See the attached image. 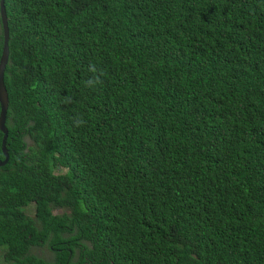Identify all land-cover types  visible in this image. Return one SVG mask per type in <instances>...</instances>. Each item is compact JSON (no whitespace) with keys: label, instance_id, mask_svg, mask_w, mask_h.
Masks as SVG:
<instances>
[{"label":"trees","instance_id":"16d2710c","mask_svg":"<svg viewBox=\"0 0 264 264\" xmlns=\"http://www.w3.org/2000/svg\"><path fill=\"white\" fill-rule=\"evenodd\" d=\"M4 6L0 263L264 264V0Z\"/></svg>","mask_w":264,"mask_h":264},{"label":"water","instance_id":"95a60500","mask_svg":"<svg viewBox=\"0 0 264 264\" xmlns=\"http://www.w3.org/2000/svg\"><path fill=\"white\" fill-rule=\"evenodd\" d=\"M0 23H1L2 36H3L2 50L0 56V132L3 134L1 147H2V154L4 156V160L0 162V166H3L8 160V156L4 146L7 138L5 119L8 108V95L4 85L3 77H4L5 66L8 62V56H9V48H8L9 30L7 25L4 0H0Z\"/></svg>","mask_w":264,"mask_h":264},{"label":"rangeland","instance_id":"374dc122","mask_svg":"<svg viewBox=\"0 0 264 264\" xmlns=\"http://www.w3.org/2000/svg\"><path fill=\"white\" fill-rule=\"evenodd\" d=\"M56 214L61 215V211H57ZM30 215H31V213H30ZM4 251H5V248H0V261L3 260ZM36 253L42 254L45 257H47V255H48V251L45 249V247L41 248L40 250H37ZM0 264H2V263H0Z\"/></svg>","mask_w":264,"mask_h":264},{"label":"clouds","instance_id":"9594fccd","mask_svg":"<svg viewBox=\"0 0 264 264\" xmlns=\"http://www.w3.org/2000/svg\"><path fill=\"white\" fill-rule=\"evenodd\" d=\"M8 134V133H7ZM25 136V141L27 142V147H29V146H32L33 145V141H32V139H31V137L28 135V134H26V135H24ZM7 139V138H6ZM1 141H2V139H1ZM5 150H6V153H7V156H8V152H7V149H6V141H5ZM3 155V154H2ZM3 158H4V156H3ZM1 161H3V160H0V162ZM58 169H56L55 171H57Z\"/></svg>","mask_w":264,"mask_h":264},{"label":"flooded vegetation","instance_id":"af4514ba","mask_svg":"<svg viewBox=\"0 0 264 264\" xmlns=\"http://www.w3.org/2000/svg\"><path fill=\"white\" fill-rule=\"evenodd\" d=\"M0 153H2V147H1V142H0Z\"/></svg>","mask_w":264,"mask_h":264}]
</instances>
